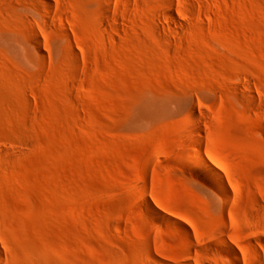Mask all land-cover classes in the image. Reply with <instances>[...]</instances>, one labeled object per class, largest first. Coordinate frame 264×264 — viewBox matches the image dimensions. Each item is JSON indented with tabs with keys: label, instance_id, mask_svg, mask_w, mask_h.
<instances>
[{
	"label": "rangeland",
	"instance_id": "rangeland-1",
	"mask_svg": "<svg viewBox=\"0 0 264 264\" xmlns=\"http://www.w3.org/2000/svg\"><path fill=\"white\" fill-rule=\"evenodd\" d=\"M0 264H264V0H0Z\"/></svg>",
	"mask_w": 264,
	"mask_h": 264
},
{
	"label": "bare ground",
	"instance_id": "bare-ground-1",
	"mask_svg": "<svg viewBox=\"0 0 264 264\" xmlns=\"http://www.w3.org/2000/svg\"><path fill=\"white\" fill-rule=\"evenodd\" d=\"M172 22H174V23H176V24H180L177 20H175V18H174V16L173 15H171L170 16V18H169ZM187 119H190V117H188L187 116ZM186 119V121H188ZM191 120H193L192 118L189 120V122H187V123H190L191 122ZM200 162V164H198V165H200V167L201 168H203V170L205 171V172H207V175L209 174L210 176H211V179H212V177H213V179H220L219 178V176L217 175V173H215V171L213 170V168L209 165V164H207L204 160H200L199 159V161H198V163ZM208 178H209V176H208ZM208 180V179H207ZM210 180V179H209ZM211 181H213V180H211ZM217 181V180H216ZM210 182V181H209ZM214 183H212L213 185L215 184V186L214 187H216L217 189H219L218 191L219 192H223V190L225 189V188H223V185H222V183H218V182H215V180L213 181ZM221 192V194H223L224 192H226V189H225V191L222 193ZM142 195H143V193H142ZM141 196V195H140ZM139 196V197H140ZM145 197V196H144ZM142 198H143V196H142ZM146 205V204H145ZM144 205V206H145ZM145 209H146V207H144ZM150 211H154V209H153V207H147ZM147 211V210H146ZM158 212V211H157ZM161 214V213H160ZM159 214V215H160ZM157 216H158V214H156ZM163 215V214H162ZM156 216V217H157ZM165 216L163 215V217H161V219H163ZM159 218V217H158Z\"/></svg>",
	"mask_w": 264,
	"mask_h": 264
}]
</instances>
